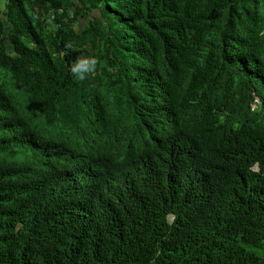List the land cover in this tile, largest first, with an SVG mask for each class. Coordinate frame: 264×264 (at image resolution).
Returning <instances> with one entry per match:
<instances>
[{
  "label": "trees",
  "instance_id": "trees-1",
  "mask_svg": "<svg viewBox=\"0 0 264 264\" xmlns=\"http://www.w3.org/2000/svg\"><path fill=\"white\" fill-rule=\"evenodd\" d=\"M0 264H264V0H0Z\"/></svg>",
  "mask_w": 264,
  "mask_h": 264
}]
</instances>
